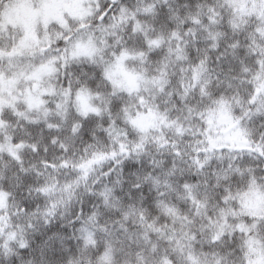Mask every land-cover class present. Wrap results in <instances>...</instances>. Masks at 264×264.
<instances>
[{"label": "snow or ice", "instance_id": "snow-or-ice-1", "mask_svg": "<svg viewBox=\"0 0 264 264\" xmlns=\"http://www.w3.org/2000/svg\"><path fill=\"white\" fill-rule=\"evenodd\" d=\"M0 264H264V0H0Z\"/></svg>", "mask_w": 264, "mask_h": 264}]
</instances>
